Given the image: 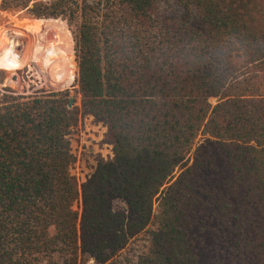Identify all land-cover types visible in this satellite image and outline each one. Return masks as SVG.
I'll return each mask as SVG.
<instances>
[{
    "label": "trees",
    "instance_id": "16d2710c",
    "mask_svg": "<svg viewBox=\"0 0 264 264\" xmlns=\"http://www.w3.org/2000/svg\"><path fill=\"white\" fill-rule=\"evenodd\" d=\"M16 10L71 25L82 103L68 109V91L0 96V264H125L113 257L141 234L150 244L135 264H198L191 229L210 213L264 264V0H1ZM79 113L107 123L114 145L81 193ZM201 134L227 157L219 191L203 180L209 148L188 160Z\"/></svg>",
    "mask_w": 264,
    "mask_h": 264
},
{
    "label": "rangeland",
    "instance_id": "374dc122",
    "mask_svg": "<svg viewBox=\"0 0 264 264\" xmlns=\"http://www.w3.org/2000/svg\"><path fill=\"white\" fill-rule=\"evenodd\" d=\"M77 1L82 2V0ZM169 7V4L163 5L164 10H169ZM32 21L34 25L38 21H43V23H39L41 26L38 25L39 30L33 29L35 31L33 32L32 27L25 28L22 26L24 23ZM41 30L45 32H41ZM56 34H58L59 39L63 36L60 39L62 40L60 42L63 43L60 44L63 45V48H66V53H61L59 49H55V54L46 57V50L40 48V44L47 48V44L52 43L56 48V41L58 40L55 38ZM0 43L11 45L6 51H0V96L10 94L6 89L24 96L68 91V100H70V97L75 99L70 110H81L82 94L78 83L79 67L76 43L73 30L67 20L36 19L30 17L26 10L0 11ZM48 60L54 62L48 63L46 62ZM209 101L213 105L216 104V99H210ZM69 138L72 152L76 157V162L71 167L70 172L76 178L81 193V186L96 172L99 161H108L114 157V145L110 138L108 124L91 117L89 114L82 115V113H79L77 115V122L71 127ZM202 145L209 148L214 158V169L211 172L204 173L203 180L207 188L219 191L223 182L230 176L226 154L217 139L210 135L201 134L196 138L192 151L188 156L190 163L193 161L196 149ZM94 170L95 172H93ZM74 209L81 212V196L74 204ZM112 209L116 214H128V208L123 199H115ZM205 219L191 229V234L197 243L198 264H250L249 258L236 248L228 228L211 213ZM149 244L150 235L141 234L132 239L124 249L116 253L113 259L123 260L125 264H135L138 256L148 249ZM44 264L65 263L63 256H55L44 262ZM79 264L101 263L89 256L84 258L80 256Z\"/></svg>",
    "mask_w": 264,
    "mask_h": 264
},
{
    "label": "bare ground",
    "instance_id": "6f19581e",
    "mask_svg": "<svg viewBox=\"0 0 264 264\" xmlns=\"http://www.w3.org/2000/svg\"><path fill=\"white\" fill-rule=\"evenodd\" d=\"M48 22H50V21H48ZM39 23H43V21L42 22H40V21H38L35 25H34V22L32 21V22H26V23H24V25H22V26H24L25 28H31L32 27V30L34 29V30H39L40 28H39V26L38 25H40ZM45 24H46V22H44ZM22 26H21V28H22ZM41 26V25H40ZM51 26V25H50ZM20 27V26H19ZM52 27V26H51ZM51 27H50V29H51ZM17 31H18V29H16ZM26 30H28V29H26ZM33 30V32H35ZM45 30V29H44ZM44 30H41V32H43ZM47 30V29H46ZM29 31H31V30H29ZM20 32V31H19ZM45 32V31H44ZM47 32V31H46ZM16 33V32H15ZM38 33H40V32H38ZM48 33V32H47ZM46 33V34H47ZM44 35V34H43ZM18 36V35H17ZM62 37L63 36H61L60 37V39H62ZM58 40L56 41V43H57V45H56V48H54V44H50L49 43V41H48V43H49V45L47 44V48L44 46L43 47V44H40V48L42 47L43 49H45L46 50V57H49V56H52L53 54H55V49H59L60 50V52L61 53H66L65 52V50H66V48H63V45L62 44H60V43H63V42H60V41H62V40H60L59 39V36L58 37H56ZM40 41V40H39ZM47 42V41H46ZM55 43V42H54ZM2 46V47H1ZM11 45L10 44H8V45H6V44H4V45H2V43H0V51H6L7 49H8V47H10ZM29 47H30V45H29ZM34 47V46H33ZM52 47V48H51ZM38 50H39V48H38ZM40 51H41V49H40ZM33 52V51H32ZM40 53V52H39ZM58 54V53H57ZM68 55V54H67ZM67 55H66V57H67ZM39 57V56H38ZM65 57V58H66ZM43 58V57H42ZM62 58V57H61ZM61 60V59H60ZM69 60V59H68ZM53 61V60H52ZM52 61H46V62H48V63H52ZM54 62V61H53ZM56 62V61H55ZM48 63H47V67H48ZM64 63V62H63ZM70 63V62H69ZM46 64V63H45ZM66 64V63H65ZM70 65V64H69ZM68 65V66H69ZM52 66V65H51ZM71 66V65H70ZM70 66H69V68H70ZM59 67V66H58ZM67 67V66H66ZM72 67V66H71ZM64 68H65V66H64ZM68 68V67H67ZM71 70V69H70ZM68 71V70H67ZM70 72V71H69Z\"/></svg>",
    "mask_w": 264,
    "mask_h": 264
},
{
    "label": "water",
    "instance_id": "95a60500",
    "mask_svg": "<svg viewBox=\"0 0 264 264\" xmlns=\"http://www.w3.org/2000/svg\"><path fill=\"white\" fill-rule=\"evenodd\" d=\"M75 102V99L73 97H70V100H69V104H68V108L71 109L73 107V104ZM90 115V114H89ZM91 117H94L93 115H91ZM73 153V152H72ZM95 172V170L93 171ZM91 176V174H89Z\"/></svg>",
    "mask_w": 264,
    "mask_h": 264
},
{
    "label": "built area",
    "instance_id": "2783aa9c",
    "mask_svg": "<svg viewBox=\"0 0 264 264\" xmlns=\"http://www.w3.org/2000/svg\"><path fill=\"white\" fill-rule=\"evenodd\" d=\"M43 1H54V0H43ZM57 36H58V34H56ZM57 36H55V38L57 37ZM56 40V39H55Z\"/></svg>",
    "mask_w": 264,
    "mask_h": 264
}]
</instances>
